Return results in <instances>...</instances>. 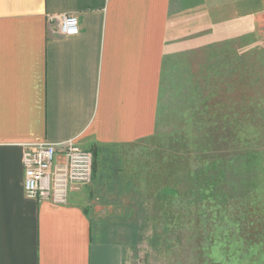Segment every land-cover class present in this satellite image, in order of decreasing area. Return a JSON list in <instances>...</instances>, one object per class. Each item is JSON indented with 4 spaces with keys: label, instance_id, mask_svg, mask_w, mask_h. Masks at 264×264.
<instances>
[{
    "label": "crops",
    "instance_id": "obj_1",
    "mask_svg": "<svg viewBox=\"0 0 264 264\" xmlns=\"http://www.w3.org/2000/svg\"><path fill=\"white\" fill-rule=\"evenodd\" d=\"M63 14L77 35L52 34ZM261 31L264 0H0V264H126L125 244L98 238L124 232L109 224L123 197L74 185L65 206L28 199L22 154L155 138L185 59Z\"/></svg>",
    "mask_w": 264,
    "mask_h": 264
},
{
    "label": "rangeland",
    "instance_id": "obj_2",
    "mask_svg": "<svg viewBox=\"0 0 264 264\" xmlns=\"http://www.w3.org/2000/svg\"><path fill=\"white\" fill-rule=\"evenodd\" d=\"M184 69L155 138L90 152L81 191L123 197L109 224L124 232L98 238L126 264H264V31L205 43Z\"/></svg>",
    "mask_w": 264,
    "mask_h": 264
},
{
    "label": "built area",
    "instance_id": "obj_3",
    "mask_svg": "<svg viewBox=\"0 0 264 264\" xmlns=\"http://www.w3.org/2000/svg\"><path fill=\"white\" fill-rule=\"evenodd\" d=\"M49 23L50 31L56 36L78 34V21L74 15L52 17ZM22 168L26 198L60 207L67 205L74 185L92 183L93 156L73 140L61 144L37 143L28 145L22 154Z\"/></svg>",
    "mask_w": 264,
    "mask_h": 264
},
{
    "label": "trees",
    "instance_id": "obj_4",
    "mask_svg": "<svg viewBox=\"0 0 264 264\" xmlns=\"http://www.w3.org/2000/svg\"><path fill=\"white\" fill-rule=\"evenodd\" d=\"M95 162H94V160H93V173H94V171H95ZM215 174H216V172L214 171V176H215ZM213 177V176H212Z\"/></svg>",
    "mask_w": 264,
    "mask_h": 264
}]
</instances>
